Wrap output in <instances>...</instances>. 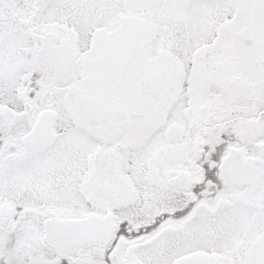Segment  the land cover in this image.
Wrapping results in <instances>:
<instances>
[{"label":"snow or ice","instance_id":"1","mask_svg":"<svg viewBox=\"0 0 264 264\" xmlns=\"http://www.w3.org/2000/svg\"><path fill=\"white\" fill-rule=\"evenodd\" d=\"M0 264H264V0H0Z\"/></svg>","mask_w":264,"mask_h":264}]
</instances>
